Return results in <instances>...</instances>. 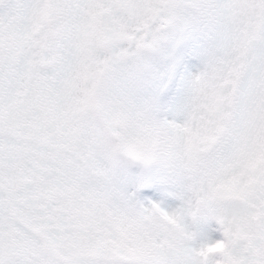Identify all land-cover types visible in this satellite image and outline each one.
<instances>
[{"label":"snow or ice","instance_id":"obj_1","mask_svg":"<svg viewBox=\"0 0 264 264\" xmlns=\"http://www.w3.org/2000/svg\"><path fill=\"white\" fill-rule=\"evenodd\" d=\"M0 264H264V0H0Z\"/></svg>","mask_w":264,"mask_h":264}]
</instances>
